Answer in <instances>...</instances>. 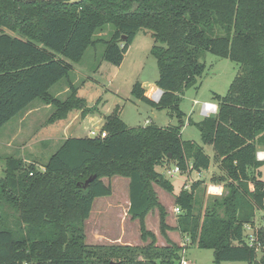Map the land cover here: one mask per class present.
Instances as JSON below:
<instances>
[{"label":"trees","instance_id":"obj_1","mask_svg":"<svg viewBox=\"0 0 264 264\" xmlns=\"http://www.w3.org/2000/svg\"><path fill=\"white\" fill-rule=\"evenodd\" d=\"M107 28L109 38L100 39ZM140 28L151 33L155 86L162 93L155 101L139 82L131 93L168 108L178 123L130 127L116 106L104 116L103 137H67L40 164L6 156L0 177V264H173L183 247L168 237L172 229L198 248L212 249L216 264H264V224L253 225L255 213L264 214V161L256 158L264 150V0H0V128L36 99L53 107L47 123L71 110L90 111L76 96L73 63L102 41V60L120 65ZM205 52L238 66L225 94H213L216 114L192 122L202 143L212 147V158L194 140L181 139L180 98L203 73ZM63 78L66 95L59 98L49 90ZM211 161L220 174L210 182L221 183L226 194L204 208L196 193L199 179L173 193L171 181L155 169L169 162L181 173L189 166L201 172ZM114 176L129 180L127 214L137 220L143 245L85 243L93 201L112 194L103 178ZM154 184L172 193L179 208L173 227ZM155 208L164 245L145 224ZM247 223L254 228L255 245L246 241Z\"/></svg>","mask_w":264,"mask_h":264},{"label":"rangeland","instance_id":"obj_2","mask_svg":"<svg viewBox=\"0 0 264 264\" xmlns=\"http://www.w3.org/2000/svg\"><path fill=\"white\" fill-rule=\"evenodd\" d=\"M108 28L97 36L100 39H108ZM4 32L13 36L17 35V32L7 29H4ZM153 43L150 31L140 28L124 53L120 65L102 60L101 54L105 47L102 41H97L93 46H89L81 60L78 63H73L70 79L77 86L76 96L84 100L85 108L90 109V111L81 114V109L71 110L65 118L47 123L46 120L53 107L40 99L34 100L30 107L14 116L9 120L10 122L8 121L11 126L15 127L16 124L22 126V133L18 138V142L14 144L22 145L20 142L25 139L26 149L11 148L5 151L7 147L3 146L1 148L0 177L3 175L6 156L22 157L27 155L31 161L35 160L39 164L44 163L53 151L59 147L63 139L71 136H90V131L98 133L101 130L104 116L109 114L116 106L120 108V118L130 127L144 126L150 123L158 126L176 125L178 123L177 117L174 114L171 115L168 108L152 106L134 97L131 93L136 82L141 83L145 92L149 94L157 91L155 81L158 78V69L156 59L150 53ZM200 61L205 65L203 73L197 77L194 85L184 89L179 102V108L184 113L181 139L194 140L202 145L204 152L212 158V147L202 143L200 132L192 122H197L204 117L201 113L203 102L213 101L214 93L225 94L237 72L238 66L227 58H221L208 52L201 55ZM65 85L66 79L63 78L54 84L49 92L57 94L59 98H64L66 95ZM155 97L157 98V96ZM36 105H38V108H36ZM30 108H34L32 113L28 112L19 121L18 118ZM65 125L69 126L65 127ZM2 131L4 130H1L0 136L3 133ZM41 138H52V141L42 144ZM3 153L4 156L2 157ZM171 165L168 162L156 166L155 169L171 181L173 193L178 192L182 185H185L188 189L192 182L199 179L201 183L196 193L203 208L209 200L215 197H223L226 194L224 186L220 195L209 194L205 188L210 183L212 175L220 174L217 164L212 161L207 170L198 172L190 170L189 166L185 173L177 174L175 177H171L167 173V170L172 169L174 166ZM261 172L264 180V163L261 166ZM103 181L104 183H110L112 194L94 199L89 217L84 223L85 243L90 245H143L146 242L140 240L137 220H131L127 214L128 178L114 176L109 180L103 178ZM154 189L160 203L166 208V222L172 227L175 226L176 216L179 212L174 211L175 205L172 193L155 184ZM145 224L147 229L156 234V243L164 245L166 241L159 233L158 211L156 208L147 214ZM263 224L264 214L262 211H257L253 225L257 227ZM246 232H251V230L246 229ZM167 235L176 243L183 242L184 247L181 254L188 261V264H216L213 262L212 249L198 248L190 243L186 235H180L174 229L169 230ZM257 252L258 255L261 254V251L258 250ZM173 264H179V260H176ZM219 264H246V262H221Z\"/></svg>","mask_w":264,"mask_h":264},{"label":"built area","instance_id":"obj_3","mask_svg":"<svg viewBox=\"0 0 264 264\" xmlns=\"http://www.w3.org/2000/svg\"><path fill=\"white\" fill-rule=\"evenodd\" d=\"M157 88V91L154 93V91L152 93L149 94V96H151L150 98H152L153 100L157 101L160 97V91ZM154 94V95H153ZM157 96V98L155 97ZM156 98V99H155ZM217 103L214 101H205L202 103L201 105V113L203 116H209V115H214L217 112ZM90 136H105V131H99L98 133H96L95 131H90L89 132ZM256 158L259 161H264V150H259L256 153ZM40 169H42V167H40ZM167 173L171 176V177H175L177 174H180V169L178 166L174 165L173 168H169L167 170ZM207 192L209 194L212 195H220L223 192V185L221 183H214V182H210L206 187ZM174 211L175 212H179V208L174 206ZM246 229H250L251 232H246ZM254 228L251 226V224L247 223L244 225V233H245V237H246V241L249 245H255L256 242V237L254 235L253 232ZM182 247H184V244L182 242L181 244ZM179 264H188V261L183 257V255L181 256L180 260H179Z\"/></svg>","mask_w":264,"mask_h":264},{"label":"crops","instance_id":"obj_4","mask_svg":"<svg viewBox=\"0 0 264 264\" xmlns=\"http://www.w3.org/2000/svg\"><path fill=\"white\" fill-rule=\"evenodd\" d=\"M155 88H157L156 86H155ZM66 90V88L64 89V91ZM146 93V95H148L149 93L148 92H145ZM148 93V94H147ZM33 103V101L30 103V105ZM30 105L28 106V107H30ZM38 105H36V108H38L37 107ZM34 108H30L26 113H24L22 116H20L19 118H18V120L19 121H21L22 120V117L24 116V115H26L28 112H30V113H32V110H33ZM104 121V120H103ZM10 122V121H9ZM9 122H7L6 124H4L1 128V130H4V131H2L3 133L1 134V136H0V150H1V148L3 147V146H5V147H7V149L5 150V151H8L9 149H11V148H16V149H26V146H25V139L24 140H22L21 142H20V144H22V145H15L14 143H17L18 142V138H19V136L21 135V133H22V126L20 125H18V124H16V126L14 127V126H11V125H9ZM18 122V121H17ZM71 122H72V120H71ZM71 122L69 123V125L71 124ZM11 124V123H10ZM69 125H65V127H68ZM3 128H5V129H3ZM1 130H0V132H1ZM4 137V138H3ZM72 137V136H71ZM75 137H81V136H75ZM41 140V142H42V144H46V142L48 143V142H51L52 141V138H41L40 139ZM44 140V141H43ZM13 142V143H12ZM24 143V144H23ZM3 150V149H2ZM4 151V150H3ZM4 156V153L2 154V157ZM1 157V156H0ZM22 159H23V161H26V162H30L31 160L28 158V156L27 155H23L22 157H21ZM4 161H5V159H4ZM39 165V164H38ZM185 238V237H184ZM180 243V242H179ZM180 244H182V242L180 243Z\"/></svg>","mask_w":264,"mask_h":264},{"label":"water","instance_id":"obj_5","mask_svg":"<svg viewBox=\"0 0 264 264\" xmlns=\"http://www.w3.org/2000/svg\"><path fill=\"white\" fill-rule=\"evenodd\" d=\"M29 1H34V0H25V2H29ZM40 1L48 2V1H53V0H40ZM65 1H66L67 3H78V2H80V1H82V0H65ZM124 39H125V36H122V37L120 38V41H122V40H124ZM158 89H159V88H158ZM159 91H160V94H161V93H162V90L159 89ZM93 178H94V176L87 178V179L85 180L84 184H85V185L88 184ZM110 264H118V263H117V262H113V261H111Z\"/></svg>","mask_w":264,"mask_h":264},{"label":"bare ground","instance_id":"obj_6","mask_svg":"<svg viewBox=\"0 0 264 264\" xmlns=\"http://www.w3.org/2000/svg\"><path fill=\"white\" fill-rule=\"evenodd\" d=\"M159 92V91H158Z\"/></svg>","mask_w":264,"mask_h":264}]
</instances>
